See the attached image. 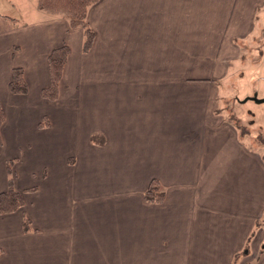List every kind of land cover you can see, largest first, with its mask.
I'll use <instances>...</instances> for the list:
<instances>
[{"label":"crops","instance_id":"1","mask_svg":"<svg viewBox=\"0 0 264 264\" xmlns=\"http://www.w3.org/2000/svg\"><path fill=\"white\" fill-rule=\"evenodd\" d=\"M263 8L98 0L86 52L83 27L63 15L0 10V192L14 159L25 201L0 214V264H264V154L216 110V79L259 35ZM62 44L50 100L48 58ZM15 66L26 93L10 90ZM153 179L159 203L145 198Z\"/></svg>","mask_w":264,"mask_h":264},{"label":"rangeland","instance_id":"2","mask_svg":"<svg viewBox=\"0 0 264 264\" xmlns=\"http://www.w3.org/2000/svg\"><path fill=\"white\" fill-rule=\"evenodd\" d=\"M37 3L38 0H0V10L13 14L18 21H28L34 18ZM257 19L259 35L247 40L252 50L244 49L243 55L234 58L227 72L216 79V110L234 122L245 143L264 154V101L253 99L264 98V8ZM247 97L250 98L244 101Z\"/></svg>","mask_w":264,"mask_h":264},{"label":"trees","instance_id":"3","mask_svg":"<svg viewBox=\"0 0 264 264\" xmlns=\"http://www.w3.org/2000/svg\"><path fill=\"white\" fill-rule=\"evenodd\" d=\"M98 0H38L39 8L53 14H60L69 20L71 27L82 26L84 29L83 50H90L95 39V32L87 21V15L91 5ZM70 53V48L67 44H62L55 47L49 54V70L50 81L45 86L41 93L43 97L56 100L59 97V84L63 75V70ZM10 90L13 93H26L28 86L24 78L23 68L20 66L13 67L12 77L9 82ZM5 122V111L0 102V145L2 144L1 127ZM48 124V120L40 122L41 126ZM14 159L7 160L8 186L7 189L0 192V214L14 212L24 205L23 193L15 188V171ZM36 189L35 187L29 188ZM145 198L149 202L159 203L165 198V190L158 182L153 179L145 190ZM24 228L31 229V220L24 217Z\"/></svg>","mask_w":264,"mask_h":264},{"label":"water","instance_id":"4","mask_svg":"<svg viewBox=\"0 0 264 264\" xmlns=\"http://www.w3.org/2000/svg\"><path fill=\"white\" fill-rule=\"evenodd\" d=\"M248 98H250V97L245 98L244 101H246ZM253 99H255L257 102H263L264 101V98H259L257 96H254Z\"/></svg>","mask_w":264,"mask_h":264}]
</instances>
